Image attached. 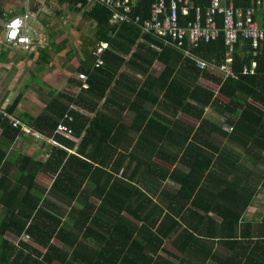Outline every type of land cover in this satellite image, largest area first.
<instances>
[{"label":"trees","instance_id":"1","mask_svg":"<svg viewBox=\"0 0 264 264\" xmlns=\"http://www.w3.org/2000/svg\"><path fill=\"white\" fill-rule=\"evenodd\" d=\"M60 1L95 22L108 43L105 64L81 68V92H59L35 119L59 145L45 162L3 149L22 130L10 118L20 99L0 111V264H264V217L245 218L264 189V41L229 47L221 34L192 48L219 65L231 58L233 74L222 75L137 25L111 24L99 2ZM154 1L141 0L133 15L149 19ZM155 61L163 67L152 71ZM123 65L143 79L120 72ZM126 106L131 122L121 118ZM209 108L227 128L206 116ZM67 112L78 144L55 132ZM65 205L77 215L71 228Z\"/></svg>","mask_w":264,"mask_h":264},{"label":"crops","instance_id":"2","mask_svg":"<svg viewBox=\"0 0 264 264\" xmlns=\"http://www.w3.org/2000/svg\"><path fill=\"white\" fill-rule=\"evenodd\" d=\"M94 3L95 2H89V5H93ZM48 4L50 7L46 6ZM28 6L34 13L33 18H30L27 22L33 44L31 49L25 50L20 45L5 43L4 24L13 16L23 14ZM3 7L5 11L0 10V15H3L4 18L3 22L0 23V111L6 112L10 105L19 98L18 108L10 118L22 125V130L15 141L11 144H7L3 149L6 150L8 154L15 151L40 160L39 155L44 149V146H50L49 150L51 151L53 147H58L59 145L53 136H47L35 128L33 125L35 119L39 115L46 113V106L52 99L59 96V92L66 93V89L69 88L79 94L81 92V83L78 74L83 72L81 68H93L94 63L92 55V59H88L87 54H84L82 50L77 47V49L74 48V52L71 53L70 46H76L75 41L78 37L73 36L65 29H60L61 22H59L57 18L54 19L53 16L56 14L60 15L61 11H63L61 14L64 15L65 9L74 13L76 12V14L84 13L83 11L73 10L68 2L60 0H45L43 6L39 0H13V2L10 3L6 2ZM65 16L66 28H68L72 26L71 22L73 16H67V12ZM85 17L90 19L87 15H85ZM257 18L260 23L263 22L261 13L257 14ZM90 20L94 22L92 19ZM55 21H57L58 24H54ZM76 23L77 22L74 24ZM54 29H60L58 31L62 30V32L58 33V31H54ZM96 32H98V30ZM79 40L81 41V39ZM98 44L94 46L91 54ZM54 47L58 49L55 50ZM64 54L66 55V70H64L63 67L61 68L59 63V58ZM119 55L124 57L126 61H128L131 56V54L126 55L122 53ZM162 67L159 61H155L152 71H154L153 69L155 68L161 69ZM120 72H126L128 75L140 80L143 79L142 74L136 73L127 65H123ZM112 108L118 110L114 106ZM120 114L122 116L121 118H124L126 122H131L135 117L134 111H131L129 106H126L124 111H120ZM180 117L187 122L190 121L183 115H180ZM73 140H75L77 144L80 141L75 137ZM46 153L49 154L50 152L47 151ZM40 161L45 162V160ZM37 182L43 187L47 185L49 188V184L42 179L38 178ZM1 193L2 192H0V195ZM74 214H76V212ZM2 216L3 210L0 208V219ZM5 238L13 244L18 245L19 239L12 232H7ZM1 251L2 247L0 246V254ZM164 256L169 259V261L178 263L177 259L167 255ZM207 264L217 263L213 260H209Z\"/></svg>","mask_w":264,"mask_h":264},{"label":"built area","instance_id":"3","mask_svg":"<svg viewBox=\"0 0 264 264\" xmlns=\"http://www.w3.org/2000/svg\"><path fill=\"white\" fill-rule=\"evenodd\" d=\"M28 1V0H27ZM43 6L45 0H39ZM99 2L111 12L110 23L120 26L123 23L137 25L142 32L153 34L154 38L163 46H171L182 51L200 69H217L222 75H232V60L226 58L222 64L204 60L192 52L200 42L215 40L223 34L227 46L232 47L239 39L249 40L253 48H258L264 41V0H251L247 7L238 6L234 0H155L151 5L149 19H142L133 15V9L141 0H88ZM42 9V7H41ZM261 13L263 22L257 18ZM34 13L28 6L26 11L13 16L4 24V41L7 44L20 45L25 50L32 47L33 40L29 34L28 20ZM217 16H221L223 25L220 27ZM183 17V18H182ZM183 19V21L181 20ZM154 50L160 52L161 45L150 43ZM186 45V46H185ZM108 48L107 42L99 43L92 54L93 67L105 64L104 52ZM230 55V51L226 56ZM246 71V69H245ZM80 80L86 82L87 75L79 73ZM65 121H72L67 112L62 122L56 128V133L66 138H73L71 128Z\"/></svg>","mask_w":264,"mask_h":264},{"label":"rangeland","instance_id":"4","mask_svg":"<svg viewBox=\"0 0 264 264\" xmlns=\"http://www.w3.org/2000/svg\"><path fill=\"white\" fill-rule=\"evenodd\" d=\"M8 2H13V0H0V10L1 11H5L3 5H5V3ZM46 6H49L46 5ZM50 7V6H49ZM63 11H61L62 13ZM65 14L67 12V16H73L72 17V22L70 27L66 28V16L65 14L62 15L60 13V15L56 14L54 15V19L57 18V20L59 22H61L60 24V29H65L67 32L71 33L73 36L78 37V39L75 41L76 42V46H70L71 49V53L74 52V48H79L80 50H82V52L84 54H87V58L91 59V51L94 48V46L96 44L99 43L98 37H97V27L96 24L94 22H92L90 19H87V17H85L84 14H76V12H72L70 10H64ZM43 14V13H42ZM85 18H84V17ZM3 15H0V23L3 22ZM53 19V18H52ZM75 22H77L76 24H74ZM54 24H58L57 21L54 22ZM60 29H54V31H58ZM61 31H58V33H61ZM81 39V41L79 40ZM98 42V43H97ZM57 44V43H56ZM76 48V49H77ZM55 50H57L58 48L54 47ZM66 49V48H65ZM66 54V53H65ZM63 55L61 58H59V63H60V67L64 68V70H66V55ZM66 92L68 94H76L75 91L70 90L69 88L66 89ZM206 116L208 118H210L211 120L213 119V121L217 122L219 125H222L223 128H227V126L224 124V117L221 116L219 113L215 112L212 108L207 109V113ZM50 146H44V149L41 151V154L39 155L40 160H47L48 157V153H46L47 151L50 152L49 150ZM181 168H184L183 166H179ZM45 187H47V185H45ZM74 206L76 205V203H73ZM66 212L64 214V226L67 228H71L72 223L76 220V214H74V210L71 209V206H64ZM250 211L247 212V214L245 215L246 219H252V220H260L261 218L264 217V189H260V192L256 195V197L254 198V201L249 209ZM214 248L216 251H219L220 253L224 254L225 252H227V250L221 246H219L218 244H214Z\"/></svg>","mask_w":264,"mask_h":264}]
</instances>
